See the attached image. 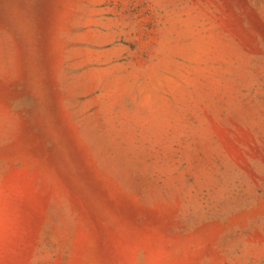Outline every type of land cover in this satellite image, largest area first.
Masks as SVG:
<instances>
[{
    "label": "rangeland",
    "instance_id": "obj_1",
    "mask_svg": "<svg viewBox=\"0 0 264 264\" xmlns=\"http://www.w3.org/2000/svg\"><path fill=\"white\" fill-rule=\"evenodd\" d=\"M0 264H264V0H0Z\"/></svg>",
    "mask_w": 264,
    "mask_h": 264
}]
</instances>
